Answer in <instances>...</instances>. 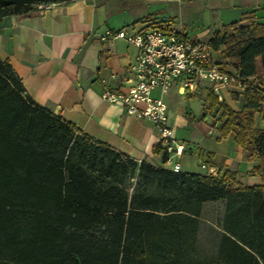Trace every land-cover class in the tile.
<instances>
[{"label":"trees","instance_id":"obj_1","mask_svg":"<svg viewBox=\"0 0 264 264\" xmlns=\"http://www.w3.org/2000/svg\"><path fill=\"white\" fill-rule=\"evenodd\" d=\"M56 1L70 0H0V19ZM207 42L243 101L234 108L209 91L206 108L219 110L217 139L232 132L257 158V184L227 169L174 171L158 144L159 164L126 156L24 96L0 59V264H264V22L247 12ZM211 201L223 212L207 257L197 241Z\"/></svg>","mask_w":264,"mask_h":264},{"label":"crops","instance_id":"obj_2","mask_svg":"<svg viewBox=\"0 0 264 264\" xmlns=\"http://www.w3.org/2000/svg\"><path fill=\"white\" fill-rule=\"evenodd\" d=\"M168 1H174L172 10H168ZM47 4H36L24 15L12 13L0 19V59L8 60L21 80L22 94L93 139L154 164L161 163L162 151H153L158 133L151 121L126 113L100 95L103 87H128L136 47L123 38L101 42L99 36L107 28L130 32L165 23L190 38L207 41L212 30L240 20L247 12L264 22V0H70ZM198 86L196 92H181L175 82L166 92L159 88L152 91L168 106L176 142L182 146L181 154L174 156L180 170L215 174L227 169L235 171L243 184L259 183V175L251 172L257 158L247 156L249 152L235 143L232 132L217 139L219 132L210 126L208 117L219 114L217 108L203 110L212 83L203 78ZM230 91L238 94L234 99L243 101L241 87H220L226 103L231 105L227 102ZM181 95L188 100L196 98L198 112L186 103L181 105L177 99ZM200 148L213 157L201 159ZM214 202H205L202 211L205 204Z\"/></svg>","mask_w":264,"mask_h":264},{"label":"built area","instance_id":"obj_3","mask_svg":"<svg viewBox=\"0 0 264 264\" xmlns=\"http://www.w3.org/2000/svg\"><path fill=\"white\" fill-rule=\"evenodd\" d=\"M40 5L48 6L47 3ZM109 38H123L134 45L136 58L130 64L128 87L124 90L103 87L101 98L119 104L128 114L151 121L158 133L157 144L166 153L164 166L180 170L174 156L181 154L182 146L176 142L168 106L161 96H153L152 91L159 88L166 92L177 82L181 92H196L199 82L205 78L212 83V91L222 101L220 87L236 84L242 88V84L217 63L216 53L207 41L190 38L171 24H151L130 32L107 28L99 36L101 42Z\"/></svg>","mask_w":264,"mask_h":264},{"label":"rangeland","instance_id":"obj_4","mask_svg":"<svg viewBox=\"0 0 264 264\" xmlns=\"http://www.w3.org/2000/svg\"><path fill=\"white\" fill-rule=\"evenodd\" d=\"M168 10H172L174 8V1H168ZM172 21V20H171ZM204 41V39H200ZM217 56H219V53H216ZM264 85V83H262ZM231 88L238 89L236 84L230 85ZM233 93L232 91L229 92L227 96V102H229L232 107L240 108L242 106V100L241 99H234L233 98ZM221 95H223L221 93ZM225 98V96H224ZM177 99L181 102V105L187 104L190 105L195 112H198V107L196 105L197 99H186V97L183 95L178 96ZM196 99V100H195ZM231 100V102H230ZM206 104H203V107H205ZM203 108V110H205ZM210 126L214 129H216V125L218 124V114L215 112L214 114L211 113V116L208 117ZM137 180L136 177L132 179V182L134 183ZM132 189V187L130 188ZM223 212V202L222 201H217L214 203H208L205 204L204 209L202 211V217L204 218L201 221L200 225V231H199V236H198V241H197V249L201 254H206L207 257H211L215 254L216 250V239L218 236V230L217 226L219 224L220 218L222 216Z\"/></svg>","mask_w":264,"mask_h":264}]
</instances>
